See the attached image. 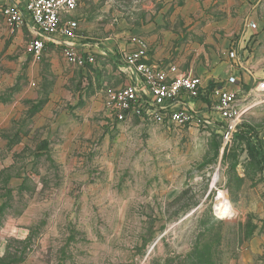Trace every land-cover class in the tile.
<instances>
[{
    "label": "rangeland",
    "instance_id": "obj_1",
    "mask_svg": "<svg viewBox=\"0 0 264 264\" xmlns=\"http://www.w3.org/2000/svg\"><path fill=\"white\" fill-rule=\"evenodd\" d=\"M222 6L230 48L264 69V0ZM30 26L0 11V264H264V102L244 90L257 105L228 142L212 99L211 125L118 123L61 46L34 61Z\"/></svg>",
    "mask_w": 264,
    "mask_h": 264
},
{
    "label": "crops",
    "instance_id": "obj_2",
    "mask_svg": "<svg viewBox=\"0 0 264 264\" xmlns=\"http://www.w3.org/2000/svg\"><path fill=\"white\" fill-rule=\"evenodd\" d=\"M1 1L2 6L15 0ZM222 7V0H82L75 12L63 17L62 25L69 21L77 23V49L83 55L93 56L95 62L91 67L72 66L74 77L80 72L82 77L94 83L98 79L105 85L101 91L124 86L128 80L122 57L133 49L132 39L140 37L149 46V63L162 67L176 64L184 73L191 72L202 79L208 96L198 104L199 107L205 106L206 99H212L216 104L214 93L220 89L239 88L242 94L245 90L248 97L249 91L264 80H258L264 69L253 60L244 62L240 56L239 61L230 58L232 51L239 55L232 46L230 48L231 44L234 46L233 39L238 31L231 27L236 20L212 15L213 9L221 10ZM253 23L259 30L264 25L262 21ZM249 24V31L255 32ZM262 37L264 33L257 34V41ZM56 39L67 41L62 36ZM244 39L239 49L247 47ZM55 45L48 42L45 50ZM47 57H53L49 51ZM231 77L237 78L238 85L229 83ZM11 226L6 224L7 233Z\"/></svg>",
    "mask_w": 264,
    "mask_h": 264
},
{
    "label": "built area",
    "instance_id": "obj_3",
    "mask_svg": "<svg viewBox=\"0 0 264 264\" xmlns=\"http://www.w3.org/2000/svg\"><path fill=\"white\" fill-rule=\"evenodd\" d=\"M82 0H15L0 6L5 24L14 29L30 23L32 39L27 44V53L39 62L44 57L48 42L62 46L66 61L75 67L93 65V56L83 55L76 46L78 25L69 21L62 25L64 16L77 10ZM251 30L257 25L249 24ZM62 36L67 41H58ZM133 49L124 54V74L128 82L120 88H107L105 104L110 116L118 123L140 118L164 126H206L211 121L202 117L197 101L208 96L200 77L184 73L176 64L162 67L148 61L149 46L140 37L132 39ZM230 58L239 61L237 52H230ZM229 83L238 85L235 77ZM215 109L225 122L222 135L224 141H231L243 116L257 103L241 104V89H220L215 93ZM252 100L264 102V80L249 91ZM256 98V99H254ZM208 118V117H207Z\"/></svg>",
    "mask_w": 264,
    "mask_h": 264
},
{
    "label": "trees",
    "instance_id": "obj_4",
    "mask_svg": "<svg viewBox=\"0 0 264 264\" xmlns=\"http://www.w3.org/2000/svg\"><path fill=\"white\" fill-rule=\"evenodd\" d=\"M205 98H207V97H205ZM205 98H200L199 100L203 101ZM248 142H250V141L248 140ZM254 154L258 158V160H261L263 158V154L261 152H259L258 150H256V149L254 150Z\"/></svg>",
    "mask_w": 264,
    "mask_h": 264
}]
</instances>
